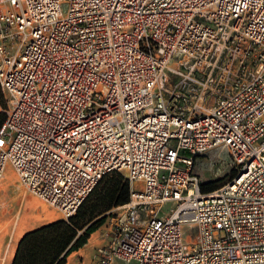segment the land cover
<instances>
[{
  "label": "built area",
  "instance_id": "built-area-1",
  "mask_svg": "<svg viewBox=\"0 0 264 264\" xmlns=\"http://www.w3.org/2000/svg\"><path fill=\"white\" fill-rule=\"evenodd\" d=\"M0 86V180L68 221L126 175L93 264H264V0H0Z\"/></svg>",
  "mask_w": 264,
  "mask_h": 264
},
{
  "label": "trees",
  "instance_id": "trees-1",
  "mask_svg": "<svg viewBox=\"0 0 264 264\" xmlns=\"http://www.w3.org/2000/svg\"><path fill=\"white\" fill-rule=\"evenodd\" d=\"M224 184H202V192L210 193ZM130 196V184L121 173L105 176L75 216L27 234L20 243L14 264H66L68 256L84 248L103 225V215L128 204Z\"/></svg>",
  "mask_w": 264,
  "mask_h": 264
},
{
  "label": "crops",
  "instance_id": "crops-1",
  "mask_svg": "<svg viewBox=\"0 0 264 264\" xmlns=\"http://www.w3.org/2000/svg\"><path fill=\"white\" fill-rule=\"evenodd\" d=\"M60 221H66L63 215L31 194L9 165L4 179L0 180V264H14L20 243L27 234ZM95 247L90 238L85 248L68 256L66 264H93ZM82 252H85L83 260L76 257Z\"/></svg>",
  "mask_w": 264,
  "mask_h": 264
},
{
  "label": "rangeland",
  "instance_id": "rangeland-1",
  "mask_svg": "<svg viewBox=\"0 0 264 264\" xmlns=\"http://www.w3.org/2000/svg\"><path fill=\"white\" fill-rule=\"evenodd\" d=\"M65 9L66 7H64V10ZM8 107H9L8 95L4 92V90L0 86V115H2V117L0 118V131L4 127L7 118ZM2 121H4L3 124ZM230 160H231L230 156L226 150L219 149V150L210 151L209 153L198 158L195 167V172L196 174L199 175L203 184L217 183V186H220L230 181L231 178L233 177L234 171L231 167ZM122 175L126 178L125 174ZM172 208H173V204L166 205L165 208L161 211L160 216L162 217L169 215ZM113 216L114 215H112V210L107 214L103 215V217L105 218L103 225L90 237L91 245L93 244L96 245L94 249L92 263L94 257L97 254V250L101 247L106 246L111 240V231H112L111 226H112ZM184 231L186 235H190V236H194L196 233V229H191V228H185ZM84 253L85 252H82L81 256L80 254H76V257H79L78 259H80L81 257V260H83L82 256ZM118 264H124V263L119 262ZM132 264H136V263H132Z\"/></svg>",
  "mask_w": 264,
  "mask_h": 264
}]
</instances>
